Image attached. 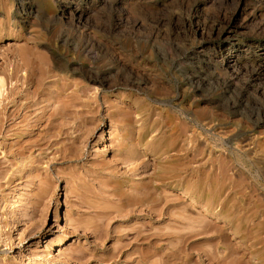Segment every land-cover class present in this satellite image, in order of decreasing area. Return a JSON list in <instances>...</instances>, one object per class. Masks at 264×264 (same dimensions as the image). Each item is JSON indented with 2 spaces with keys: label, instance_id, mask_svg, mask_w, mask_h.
Returning a JSON list of instances; mask_svg holds the SVG:
<instances>
[{
  "label": "rangeland",
  "instance_id": "rangeland-1",
  "mask_svg": "<svg viewBox=\"0 0 264 264\" xmlns=\"http://www.w3.org/2000/svg\"><path fill=\"white\" fill-rule=\"evenodd\" d=\"M52 49L94 70L54 80L83 83L85 100L101 92L103 122L87 136L91 126L69 116L58 138L66 160L51 168V151L32 149L45 157L34 165L30 155L13 160L21 138L0 130V264H264V0H0V111L15 55ZM103 75L144 83L105 90L89 81ZM129 94L136 102L119 103ZM122 125L138 144L130 167L152 140L154 158H179L186 170L182 202L177 189H160L170 205L154 206L149 229L143 217L117 215L114 192L125 183L88 176L112 161ZM79 135L85 143H73ZM198 181L203 191L191 196ZM139 228V238L123 237Z\"/></svg>",
  "mask_w": 264,
  "mask_h": 264
},
{
  "label": "bare ground",
  "instance_id": "bare-ground-1",
  "mask_svg": "<svg viewBox=\"0 0 264 264\" xmlns=\"http://www.w3.org/2000/svg\"><path fill=\"white\" fill-rule=\"evenodd\" d=\"M63 19H65L64 15ZM55 37L56 35L52 33L51 39ZM59 39L63 40L66 37L61 36ZM15 59L18 60V63L8 76L10 80H6L10 84L15 81V86L9 89L8 95L5 98L7 103L1 107L0 113L4 115V118L0 120V130H7L12 135L18 134L21 138L17 140V145H19L18 149L15 152L12 150L9 151V156L13 160L16 159L22 164L28 158L27 155H30L29 158L34 165L45 157L44 154H36V156H33L32 149L35 152L51 151L50 154L53 155L49 159V168H51L52 164H59L58 161L66 160V149L59 147V145L64 146V144L59 143L58 138L69 134V123L66 122L69 116L73 115L81 119L83 118L82 121L85 123L84 128H87V125L91 126L88 130L83 131L80 127V131L87 136H92L103 122L100 119L102 103L99 102V94L101 92H95L94 98L88 97L85 100L83 97L86 96V92L89 90L86 85L67 78L66 80H54L57 76L55 72L86 74L94 70L84 63L76 62V58L69 56L68 53L59 54L55 49L50 51L49 57L37 51H30L15 55ZM46 59L48 62L45 61ZM122 69L125 73L126 70L123 67ZM20 73H22V77L18 76ZM95 73L98 74L99 72L95 71ZM103 76V80L89 81L100 84L105 90H107L106 88L108 90H115L114 88H118V86H127L130 83L133 86L134 84L141 85L144 83L139 80H109L110 76ZM19 83L21 86H25V89L19 91L17 87ZM70 86H80V89L67 93ZM4 88L5 80H3L2 74H0V94ZM11 96L13 97L10 98ZM102 98L104 105L110 104L106 95ZM127 98H131L132 102H136L129 94L119 97V103L124 102ZM119 103H115L114 106L119 108ZM111 117L109 115L108 118L110 119ZM98 120L99 122L97 123ZM122 120L128 121V117ZM38 122L40 125H38ZM40 128L45 131L42 136L43 130H40ZM121 132L122 134L117 137L118 140L112 147V153L110 155L112 161L99 162L96 163V166L93 164L95 167L94 169L90 168L88 170V176L94 178L92 174L96 172L98 177L110 176L115 178L118 184L125 183L123 187L125 189L124 191L114 192V196L119 202L117 215L125 213L124 217L127 219L143 217L147 221L141 223V226L144 229H149L153 219L156 218L154 206L167 208L170 205L168 197H162L160 189H177L180 194L177 195V200L180 203L182 202V195L186 191V187H184V174L186 170L179 158L175 160H169L170 158H154L158 152L155 149H151V145L153 144L152 140L145 141L143 160L139 168L136 166L130 167L135 158L139 156V153L136 151L138 144L134 143L135 139H133L126 125H122ZM149 134V130L147 129H144L142 132V136L145 139ZM82 135L73 137V143H85L86 140ZM102 137L101 135L98 143L102 141ZM82 150L83 147L81 154ZM78 161L75 160V162ZM124 163L128 164L129 170L120 172L118 166ZM140 169L141 173L139 175H141V178L133 180L132 176L136 175ZM150 170H152L151 173H149ZM82 174L87 173L83 171ZM203 188V185L198 181L192 187L191 196H197L200 191H203ZM179 210L181 211L182 209ZM140 232L141 228L136 230L135 234H125L123 237L127 238L131 235V237L134 236L137 239L140 237ZM57 245L61 246L62 241H59Z\"/></svg>",
  "mask_w": 264,
  "mask_h": 264
}]
</instances>
